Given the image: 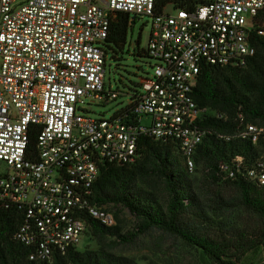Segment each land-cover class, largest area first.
<instances>
[{"label":"built area","instance_id":"2783aa9c","mask_svg":"<svg viewBox=\"0 0 264 264\" xmlns=\"http://www.w3.org/2000/svg\"><path fill=\"white\" fill-rule=\"evenodd\" d=\"M155 3L0 0V207L20 211L12 237L34 263L76 249L88 218L115 225L92 186L104 164L136 160L141 136L176 142L192 171L209 132L197 120L211 112L193 99L198 74L207 64L244 65L255 53L251 34L264 38V0H193L160 10ZM118 13L150 18L144 49L151 73L111 116H92L90 105L119 95L104 81L105 39ZM238 117L234 133L218 137L264 141V126ZM216 174L264 186V150L251 162L221 160Z\"/></svg>","mask_w":264,"mask_h":264},{"label":"trees","instance_id":"16d2710c","mask_svg":"<svg viewBox=\"0 0 264 264\" xmlns=\"http://www.w3.org/2000/svg\"><path fill=\"white\" fill-rule=\"evenodd\" d=\"M166 3L189 6L193 0H156V10ZM258 17L264 20V9ZM130 22L126 13H118L112 20L109 35L105 39L108 53L111 52L112 56L114 52L111 45H123ZM251 42L255 46V53L246 59L244 65H203L192 88L197 106L213 112L197 120V124L209 132L194 154L195 164L203 165L205 180L211 184L217 182L219 161L240 156L251 162L264 150V141L261 140L257 145H252L246 139L235 137L225 140L218 137L234 133L241 122L238 114H241L242 122L264 126V38L251 34ZM136 53L147 57L145 49L136 48ZM34 142L35 136L31 135V147ZM171 146L178 149L174 141L141 136L137 158L133 163L104 164L92 186L94 202L99 206L107 202L123 205L138 221L131 232L119 234L116 225L107 228L97 220L88 218V229L99 238L114 235V244H119L155 228L197 248L213 264H233L226 258L224 246L207 235L196 234L183 223L187 211L197 205L198 193L194 192L197 195L195 197L190 191L192 182L185 179V174L179 170V162L171 157ZM182 167L187 170L183 158ZM149 176L159 178L165 184L166 200L163 206L155 205L151 194L132 192L139 178ZM227 182L239 191L242 205L260 218L262 225L258 237L261 245L264 241V186H257L241 177ZM19 220L20 211L16 207H0V264H135L105 249L80 252L74 248L65 255L56 254L51 263H34L27 259L29 248L12 237ZM246 245V249H249L253 244L250 242Z\"/></svg>","mask_w":264,"mask_h":264},{"label":"rangeland","instance_id":"374dc122","mask_svg":"<svg viewBox=\"0 0 264 264\" xmlns=\"http://www.w3.org/2000/svg\"><path fill=\"white\" fill-rule=\"evenodd\" d=\"M166 9L171 8L168 6ZM132 17L133 15L129 16L133 23L130 22L127 27L125 42L122 46L111 45L114 56L109 52L105 61V86L118 91L119 95L106 103L90 105L92 116H111L128 101L126 92L142 91V83L151 73L150 64L153 61L136 53V48L140 50L146 46L150 18L145 15ZM171 157L179 162V170L185 174V179L191 180L190 191L198 193L197 205L187 211L183 223L196 234L207 235L224 246L226 258L233 264H264L258 237L261 220L257 214L242 205L239 191L227 181L217 179L213 184L206 182L201 163H196L192 171L185 170L182 167V157L175 146H171ZM136 191L151 194L150 197H154L153 203L157 206H163L166 200L165 184L156 177L139 178L132 188L133 193L136 194ZM102 207L112 214L119 234L131 232L138 221L123 205L107 202ZM114 239V235L99 238L87 228L80 236L76 250L105 249L135 264H213L197 248L155 228L138 234L129 242L114 244ZM250 242L252 247L246 249V244Z\"/></svg>","mask_w":264,"mask_h":264},{"label":"water","instance_id":"95a60500","mask_svg":"<svg viewBox=\"0 0 264 264\" xmlns=\"http://www.w3.org/2000/svg\"><path fill=\"white\" fill-rule=\"evenodd\" d=\"M131 23H133V21L131 20Z\"/></svg>","mask_w":264,"mask_h":264}]
</instances>
